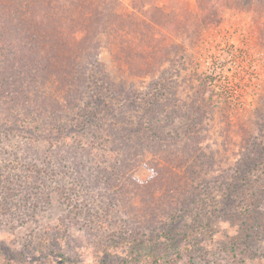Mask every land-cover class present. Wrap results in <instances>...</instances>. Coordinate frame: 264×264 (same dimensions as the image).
I'll use <instances>...</instances> for the list:
<instances>
[{"label":"rangeland","instance_id":"374dc122","mask_svg":"<svg viewBox=\"0 0 264 264\" xmlns=\"http://www.w3.org/2000/svg\"><path fill=\"white\" fill-rule=\"evenodd\" d=\"M89 1L30 53L0 24V264H97L122 233L203 222L155 264H264V0Z\"/></svg>","mask_w":264,"mask_h":264},{"label":"trees","instance_id":"16d2710c","mask_svg":"<svg viewBox=\"0 0 264 264\" xmlns=\"http://www.w3.org/2000/svg\"><path fill=\"white\" fill-rule=\"evenodd\" d=\"M77 1L78 0H0V11L2 13L0 16V24H2L1 28H9V30L13 31L11 36L15 37L13 38L9 46H12L13 44V46L22 48L23 52L30 53V51H32V48L35 50L34 46H36L37 48L38 42L41 44V41L49 39L48 36L50 35V32L53 31L58 33L62 29H64L65 31L68 26L72 30L71 25L73 21L79 20L78 16H80L81 13H89L90 16L94 14L92 12L93 5L89 0H79L83 3V5L82 7L80 6V10L75 16L72 13V9L76 6ZM85 25L86 26H83L81 29L86 31L88 35L94 32L90 29L89 25ZM90 36L92 37L89 40L86 38L85 34L80 38L79 41L82 42V45L78 44L80 50L85 49L86 46L94 47V44H96L97 42V39H95L97 35L91 34ZM63 44L66 43L63 42ZM66 45L68 46V43ZM68 64L70 65V63ZM95 102L96 98H94L92 103H89V101L87 100L86 106L88 104L87 107H89L91 104L93 108V104ZM101 104L104 105V102H96L94 110L99 109V107H101ZM82 109L83 112L87 114V117H89L88 114L91 113V111H89V108ZM97 112V110L94 111L92 116L97 115ZM60 116L61 115H59V117ZM64 145L66 146L67 143L64 142L62 146ZM65 151L71 160L77 162L76 156L78 153H74L68 148H65ZM43 156L46 158L45 154H43ZM185 203L188 204L187 206H191L192 203H195V199L187 198V201ZM208 229L209 228L206 225V222H203L202 227L197 231V235H194V237H187V243L185 244L177 243V239H174L175 233H165L163 230L158 231L151 237H141L128 234L125 235V233H122L121 236L123 237H120V241H118V243L122 242L124 245H126V253L124 255L116 254L113 256L108 254L107 259L101 258V256L99 257L98 255L97 264H111V261L112 264H131L143 262H146L147 264H155L158 262L161 263L162 261L164 262L167 255L170 256L169 260L172 263L176 258L179 259L182 256V253L180 251H183L187 256H191L194 252L199 250L201 241L204 238V235L207 234ZM159 238H166L167 240L172 239L173 241L170 245L175 247V251H168L167 249L162 250L161 248H159ZM182 241L184 242V239H182ZM173 243H176L178 245H173ZM189 249L190 251L187 252Z\"/></svg>","mask_w":264,"mask_h":264}]
</instances>
